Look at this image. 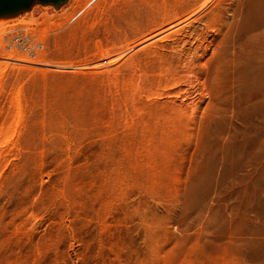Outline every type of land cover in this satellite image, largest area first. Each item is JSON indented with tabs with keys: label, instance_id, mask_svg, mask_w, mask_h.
<instances>
[{
	"label": "rangeland",
	"instance_id": "1",
	"mask_svg": "<svg viewBox=\"0 0 264 264\" xmlns=\"http://www.w3.org/2000/svg\"><path fill=\"white\" fill-rule=\"evenodd\" d=\"M53 13L0 35V264H264V0Z\"/></svg>",
	"mask_w": 264,
	"mask_h": 264
},
{
	"label": "water",
	"instance_id": "2",
	"mask_svg": "<svg viewBox=\"0 0 264 264\" xmlns=\"http://www.w3.org/2000/svg\"><path fill=\"white\" fill-rule=\"evenodd\" d=\"M71 0H0V23L16 20L23 14L33 13L35 9L52 8V15L62 12Z\"/></svg>",
	"mask_w": 264,
	"mask_h": 264
},
{
	"label": "bare ground",
	"instance_id": "3",
	"mask_svg": "<svg viewBox=\"0 0 264 264\" xmlns=\"http://www.w3.org/2000/svg\"><path fill=\"white\" fill-rule=\"evenodd\" d=\"M89 1V0H88ZM87 2V1H86ZM91 3V2H90ZM90 3H88V4H90ZM86 10V9H85ZM12 21H16V20H12ZM6 21H2L1 23H0V35H2V34H4L5 33V31H6V29H5V26H6ZM14 24V23H13ZM12 24V25H13Z\"/></svg>",
	"mask_w": 264,
	"mask_h": 264
}]
</instances>
